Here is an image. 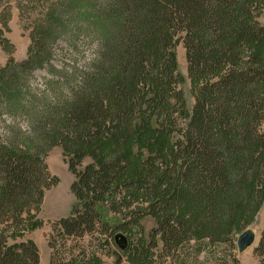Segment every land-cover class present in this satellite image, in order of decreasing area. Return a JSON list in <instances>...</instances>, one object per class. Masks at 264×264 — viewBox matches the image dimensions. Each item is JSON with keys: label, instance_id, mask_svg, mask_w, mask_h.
<instances>
[{"label": "trees", "instance_id": "trees-1", "mask_svg": "<svg viewBox=\"0 0 264 264\" xmlns=\"http://www.w3.org/2000/svg\"><path fill=\"white\" fill-rule=\"evenodd\" d=\"M18 1L21 14L32 4ZM11 3L0 0L2 28ZM261 17L264 0H59L34 19L25 59L0 67V264L40 262L25 237L58 183L45 163L55 147L75 201L51 226L49 264H102L96 250L111 246L113 264H239L236 239L264 205ZM62 38L91 56L58 66ZM87 237L93 254L71 246ZM253 254L264 264V224Z\"/></svg>", "mask_w": 264, "mask_h": 264}, {"label": "rangeland", "instance_id": "rangeland-1", "mask_svg": "<svg viewBox=\"0 0 264 264\" xmlns=\"http://www.w3.org/2000/svg\"><path fill=\"white\" fill-rule=\"evenodd\" d=\"M13 1L15 0H12L11 3L12 8L7 25L4 28L0 26V43L4 40L7 41L11 44L13 51L8 53L5 49L7 45L2 43L4 49L0 47V67L4 66L9 58L16 62L25 59L27 49L33 43V41H31V37H35L36 34V31L33 27V20L45 16L47 11L50 10L54 4L57 6L59 4V0H31L32 4H30L29 7H26V10H24L25 12L21 14V12L17 10ZM260 22L264 24V17H261ZM86 44L87 42L84 43L83 41L79 40L78 44L76 45V47H78L79 51L81 52V54H79L72 50L71 46L67 45L63 38L57 39V41L51 46L52 53H54V63L58 66L64 60H67L66 62L69 61V63H71L72 60L78 58L79 55L80 58L81 56L84 57V60L80 59V63H82L91 56V45ZM175 52L179 74L184 78L181 89L185 94L188 106H190L192 104V99L189 94L190 82L187 77L185 51L183 47L179 45ZM45 75L46 72L38 71L33 75V78L30 81L33 85H40L42 83L41 79ZM262 131L264 132V123L262 125ZM3 133L4 132L2 131V136ZM45 163L47 165L49 178H57L58 183L44 193L42 209L38 215V218L43 222L42 227L30 232L25 237L26 239L32 240L36 244L40 256L39 264H49L50 250L47 246V237L51 233V226L55 221L69 216L71 205L75 201L70 190V186L72 185L74 178L67 170L61 149L59 147L52 148L47 155ZM263 224L264 205L255 216L254 222L249 226V228L255 231L256 235L259 236L260 231L263 228ZM142 225L145 233H148L150 229L154 227L153 222L148 219L144 220ZM188 245L189 249L192 248L191 246L193 244L191 243ZM71 246H87V249L89 250L88 252L93 254L92 251L95 252V248L99 247L100 245L87 237L79 243L72 242ZM108 249L109 251H113V253L116 252L115 254L118 253L113 246L109 247ZM108 249H101V251L96 250L98 254L97 256H99L102 264L114 263L115 261V257L108 253ZM253 249L254 248L251 247L241 254H238L237 251H235V256L239 264H260V262L254 257ZM185 259L186 264H194L193 255H189ZM200 259L203 261V256H200Z\"/></svg>", "mask_w": 264, "mask_h": 264}, {"label": "water", "instance_id": "water-1", "mask_svg": "<svg viewBox=\"0 0 264 264\" xmlns=\"http://www.w3.org/2000/svg\"><path fill=\"white\" fill-rule=\"evenodd\" d=\"M118 238L120 239V242H118L119 248L123 250L126 246V239L122 235H117L116 239ZM258 239L259 237L256 235V233L251 228L244 230L236 239L235 245H236L237 253L241 254L247 249L254 247L255 244L258 242ZM115 264H118V262H116Z\"/></svg>", "mask_w": 264, "mask_h": 264}]
</instances>
